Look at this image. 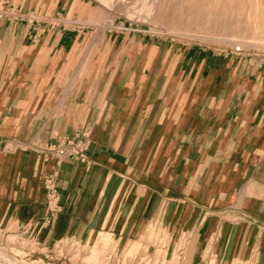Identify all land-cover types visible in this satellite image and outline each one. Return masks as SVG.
Listing matches in <instances>:
<instances>
[{"label":"rangeland","instance_id":"rangeland-1","mask_svg":"<svg viewBox=\"0 0 264 264\" xmlns=\"http://www.w3.org/2000/svg\"><path fill=\"white\" fill-rule=\"evenodd\" d=\"M19 28L74 29L70 78L16 86ZM78 108L128 174L68 217L50 131ZM0 264H264V0H0Z\"/></svg>","mask_w":264,"mask_h":264},{"label":"crops","instance_id":"crops-1","mask_svg":"<svg viewBox=\"0 0 264 264\" xmlns=\"http://www.w3.org/2000/svg\"><path fill=\"white\" fill-rule=\"evenodd\" d=\"M28 31L29 28H19V37L10 42V48L18 54V61L11 65V69L15 72L13 77L16 81L15 85L23 89L32 80H38L37 83L43 86L56 87L63 83L61 79H69L70 72L59 71V69L64 67L69 69L70 64L76 60V56L72 55V50L79 38L75 30L70 28V30L48 31L33 44H30ZM207 62L210 64V70H215L217 61ZM204 63L206 60L202 61V66ZM91 119L90 111L86 112L85 109L78 108L70 115V123L50 131L53 134L51 141L56 142L72 137L78 130H88L91 139L87 163L52 158L55 171L54 180L66 216L70 212V207H78L81 212L80 216H82L86 208L91 210L98 206L97 201H94L95 191L102 186L100 184L105 175L125 174L127 176L128 174L127 154L123 150L107 148L106 142H112L111 130L107 126L95 125V122L90 124ZM130 168L135 167L130 166ZM136 172L137 170L131 171V175H136ZM135 185L137 186L136 181ZM121 191L125 190L121 189ZM127 194L122 195L121 211L130 199Z\"/></svg>","mask_w":264,"mask_h":264},{"label":"built area","instance_id":"built-area-1","mask_svg":"<svg viewBox=\"0 0 264 264\" xmlns=\"http://www.w3.org/2000/svg\"><path fill=\"white\" fill-rule=\"evenodd\" d=\"M236 50L241 51V46H237ZM87 148L85 137L80 133H75L63 142L51 146L50 151L61 160H73L82 163L87 159Z\"/></svg>","mask_w":264,"mask_h":264}]
</instances>
